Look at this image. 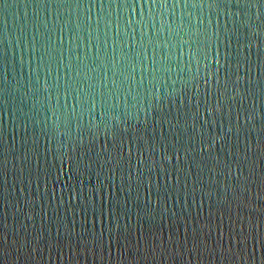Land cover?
<instances>
[{
  "label": "water",
  "instance_id": "water-1",
  "mask_svg": "<svg viewBox=\"0 0 264 264\" xmlns=\"http://www.w3.org/2000/svg\"><path fill=\"white\" fill-rule=\"evenodd\" d=\"M0 264H264V0H0Z\"/></svg>",
  "mask_w": 264,
  "mask_h": 264
}]
</instances>
